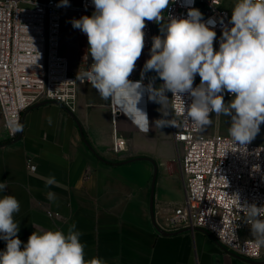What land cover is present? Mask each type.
<instances>
[{
	"label": "crops",
	"instance_id": "1",
	"mask_svg": "<svg viewBox=\"0 0 264 264\" xmlns=\"http://www.w3.org/2000/svg\"><path fill=\"white\" fill-rule=\"evenodd\" d=\"M80 1L68 0L74 5ZM73 19L75 11L64 9L60 53L69 62L78 59ZM68 30L71 42L65 46L62 38ZM94 90L90 84L78 87L75 112L51 101L31 106L15 139L0 112V182L7 183L0 197L10 194L20 201L15 214L19 239L27 243L34 231H66L75 223L86 259L100 257L106 264H264V259L234 254L203 229L170 231L169 218L185 200L171 126L155 127L161 112L149 114L150 102L145 107L144 100L140 107L146 108L150 121L147 133L115 108L118 132L127 141L125 151L117 154L112 149L113 117ZM108 107L112 112L110 103ZM52 176L57 183L46 187V178ZM49 192L55 200L47 198ZM5 248L6 241L0 239V251Z\"/></svg>",
	"mask_w": 264,
	"mask_h": 264
},
{
	"label": "clouds",
	"instance_id": "2",
	"mask_svg": "<svg viewBox=\"0 0 264 264\" xmlns=\"http://www.w3.org/2000/svg\"><path fill=\"white\" fill-rule=\"evenodd\" d=\"M170 0H92L95 11L91 16L73 19L72 26L88 39L91 65L77 72V80L87 82L102 100L108 101L131 121L140 132L150 130L146 110L140 107L148 99L161 105V119L155 127L177 126L175 115L182 123L202 130L212 123L211 116L230 118L228 136L237 150H245L264 123V0H236L232 7L230 28L225 27L214 49L215 22H203V14L189 8L187 18L168 17L164 10ZM58 6H68L61 0ZM145 21L161 24V35L152 38L150 58L145 62L141 79H129L144 48ZM209 24L212 26L210 27ZM154 71L163 81L143 83L144 73ZM200 83L193 87L196 76ZM171 93V99L167 93ZM232 99L225 103L224 95ZM190 98L186 104L184 95ZM172 101L181 102L176 112ZM171 115L172 118L167 117ZM12 131H21L18 117L9 122ZM55 177L46 178V187L55 185ZM7 188L0 182V192ZM256 249L264 248V205L241 204ZM55 200V194L47 193ZM20 201L14 195L0 197V239L6 248L0 251V264H106L100 257L86 259L82 233L76 224L64 230L34 231L22 242L15 214Z\"/></svg>",
	"mask_w": 264,
	"mask_h": 264
},
{
	"label": "built area",
	"instance_id": "3",
	"mask_svg": "<svg viewBox=\"0 0 264 264\" xmlns=\"http://www.w3.org/2000/svg\"><path fill=\"white\" fill-rule=\"evenodd\" d=\"M231 2L236 0H170L163 21L168 22L169 16L187 18L189 8H196L203 14V22H215L213 30L216 34L222 33L225 27L232 26L231 12L226 5ZM60 4L61 0H0V112L11 139L20 132L10 130L8 125L12 118L18 117L21 125L23 113L45 101L59 103L75 112L78 87L88 84L77 80V72L93 62L87 51V36L78 29V59L75 69L71 70L68 58L60 53V35L64 9H72L80 19L91 16L94 5L92 0H81L78 5L68 2V6H58ZM145 24L144 48L129 77L132 81L141 79L147 61L145 53L151 50L152 38L159 35L158 23L145 21ZM214 49H217V36ZM146 75L147 72L143 79L145 85L150 81H154L155 86L163 84L158 76L150 79ZM199 83L197 75L193 87ZM167 95L171 99L172 94ZM224 99H232V96L225 93ZM143 100L145 107L149 106L147 94ZM184 101L191 102L187 94ZM171 106L176 112L181 111L180 101H172ZM111 109L116 128L112 149L119 154L125 151L127 141L118 132L120 115L114 106L111 105ZM174 116L177 126H171L172 139L181 165L185 200L175 208L168 228L170 231L203 229L240 257L264 259V248L256 249L250 243L252 237L243 235L250 227L232 196L238 195L241 204L264 205V144L253 140L243 151L237 144L236 150L228 134L220 132L219 124L216 132L206 135L205 127L196 130L182 123L180 116L175 113ZM28 165L32 171L37 169L32 160Z\"/></svg>",
	"mask_w": 264,
	"mask_h": 264
},
{
	"label": "rangeland",
	"instance_id": "4",
	"mask_svg": "<svg viewBox=\"0 0 264 264\" xmlns=\"http://www.w3.org/2000/svg\"><path fill=\"white\" fill-rule=\"evenodd\" d=\"M234 3L235 2H231V3L226 4L228 6V8L230 9L231 15H232V7H233ZM162 23H167V22L162 21ZM157 26H158L159 35H161V31H160L161 24L158 23ZM68 32H69V30L66 31V35H64V38H62L63 44L65 46H70V42H71ZM221 36H222V33L217 34V49L216 50H218V48H219V41H220ZM149 58H150V50L145 53V59L148 60ZM76 64H77V60L72 57L71 62H70L71 70L75 69ZM146 76H147V78L152 79V78L156 77L157 74L154 71H149V72H147ZM159 86H160V84L157 85L156 87H159ZM95 91L96 90H94V92ZM94 92L92 94H93V96H96V94ZM96 93H98V92L96 91ZM224 100H225V103H227L231 99H224ZM98 102H99V104H104V106L108 109L110 116L112 117V112H111L110 108L108 107L109 102L105 101V100H104V102H102V101H98ZM154 111L161 112V105L156 103V102L151 103V101H150V114H153ZM211 120H212V123L205 127L204 134H206V135L213 134L214 132H216V127L219 125H220V127H219L220 132L222 134H228V128L230 126V118L229 117H226L224 115L217 117L214 114V115H212ZM254 140L256 142L264 144V125H260V131L256 135V137L254 138Z\"/></svg>",
	"mask_w": 264,
	"mask_h": 264
},
{
	"label": "water",
	"instance_id": "5",
	"mask_svg": "<svg viewBox=\"0 0 264 264\" xmlns=\"http://www.w3.org/2000/svg\"><path fill=\"white\" fill-rule=\"evenodd\" d=\"M42 104H44V102H41V103H37V105H42ZM88 144V143H87ZM89 145V144H88ZM154 181H155V177H154ZM153 185H154V183H153ZM181 231H184V230H181ZM161 232H163V231H161ZM164 234H171V233H166V232H163Z\"/></svg>",
	"mask_w": 264,
	"mask_h": 264
}]
</instances>
